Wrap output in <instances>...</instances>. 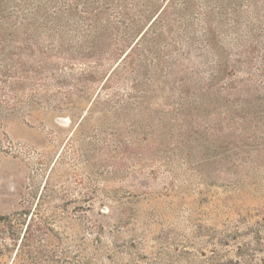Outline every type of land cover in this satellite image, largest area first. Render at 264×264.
Listing matches in <instances>:
<instances>
[{
    "label": "rangeland",
    "instance_id": "obj_1",
    "mask_svg": "<svg viewBox=\"0 0 264 264\" xmlns=\"http://www.w3.org/2000/svg\"><path fill=\"white\" fill-rule=\"evenodd\" d=\"M0 244L264 264V0H0Z\"/></svg>",
    "mask_w": 264,
    "mask_h": 264
},
{
    "label": "trees",
    "instance_id": "obj_2",
    "mask_svg": "<svg viewBox=\"0 0 264 264\" xmlns=\"http://www.w3.org/2000/svg\"><path fill=\"white\" fill-rule=\"evenodd\" d=\"M130 52H131V51H130ZM130 52H129V53H130ZM124 60H125V59H124ZM0 245H1V244H0Z\"/></svg>",
    "mask_w": 264,
    "mask_h": 264
}]
</instances>
